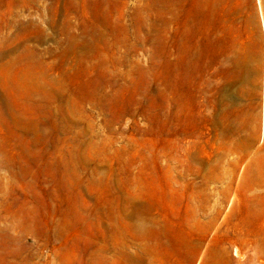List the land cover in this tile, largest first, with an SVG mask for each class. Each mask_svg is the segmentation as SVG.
Here are the masks:
<instances>
[{
    "label": "rangeland",
    "instance_id": "rangeland-1",
    "mask_svg": "<svg viewBox=\"0 0 264 264\" xmlns=\"http://www.w3.org/2000/svg\"><path fill=\"white\" fill-rule=\"evenodd\" d=\"M0 264H264V0H0Z\"/></svg>",
    "mask_w": 264,
    "mask_h": 264
},
{
    "label": "bare ground",
    "instance_id": "bare-ground-1",
    "mask_svg": "<svg viewBox=\"0 0 264 264\" xmlns=\"http://www.w3.org/2000/svg\"><path fill=\"white\" fill-rule=\"evenodd\" d=\"M235 252H237V249L235 250Z\"/></svg>",
    "mask_w": 264,
    "mask_h": 264
}]
</instances>
